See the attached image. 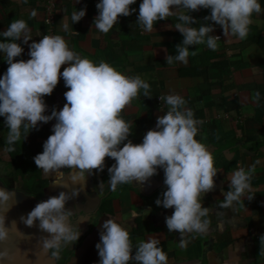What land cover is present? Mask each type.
Wrapping results in <instances>:
<instances>
[{
	"label": "clouds",
	"instance_id": "9594fccd",
	"mask_svg": "<svg viewBox=\"0 0 264 264\" xmlns=\"http://www.w3.org/2000/svg\"><path fill=\"white\" fill-rule=\"evenodd\" d=\"M27 2V0H25ZM136 0H99L93 27L107 34L117 25L121 16H130L136 9ZM201 8L210 14L200 23L191 15ZM262 9L260 0H142L135 21L145 32H152L157 22L174 18L175 23L166 25L178 30L183 39L175 45L176 54L166 56V63L187 64L193 45L206 44L215 51L219 48V35H213L215 25L222 27L223 35L230 39L245 40L253 23V15ZM86 8L74 10L72 23H78ZM37 12L30 13L35 18ZM198 25V26H194ZM63 27L69 30L67 17ZM6 38L0 40V52L8 67L0 77V116L8 129L5 151H16V145L24 140L41 123L55 120L52 134L43 143V151L33 157L34 163L45 176L55 175L54 187L62 189L58 194L39 201L19 223L37 228L40 235L32 250L22 249L20 241H30L31 234L24 233L18 221L8 220V213L18 203L17 191L0 187V264H16V256L23 264H55L64 249L79 241L80 223L74 224V208L69 201L86 190L87 179L105 170L106 160L114 163L107 167L108 186L115 191L119 185H141L164 172V190L156 199L157 206L174 209L165 218L169 232L180 234V246L185 247L190 233H205L210 221L209 208L204 206L203 195L215 188L217 170L213 154L197 139L198 125L194 111L186 107L179 94L159 96L163 102L161 111L166 114L157 118L156 126L146 132L141 143L129 139L133 132L131 122L121 113L143 90L151 97L150 85L140 76H129L105 61L99 63L74 52L61 35H44L39 41L32 40V31L23 18L13 19L7 30L0 32ZM23 44H29L30 58L19 59L24 52ZM67 64V67L61 68ZM61 77L68 89L64 93L66 103L62 109L53 108L46 114L45 97L53 93ZM254 98L259 100L257 91ZM127 141V142H125ZM256 163H259L257 161ZM67 169V173H65ZM255 164L245 169L238 167L230 172L228 190L218 207L233 209L254 199L251 195V179ZM66 177V179H65ZM103 187V181L100 182ZM16 238L14 247H8ZM259 255L264 256V234L260 236ZM155 237L139 240L135 246L129 230L109 217L101 225L100 240L96 244L98 264H168V255ZM237 250L240 246L237 245ZM135 250V251H134ZM35 259H31L29 254Z\"/></svg>",
	"mask_w": 264,
	"mask_h": 264
},
{
	"label": "crops",
	"instance_id": "0c3cea01",
	"mask_svg": "<svg viewBox=\"0 0 264 264\" xmlns=\"http://www.w3.org/2000/svg\"><path fill=\"white\" fill-rule=\"evenodd\" d=\"M47 1H52L55 8L53 35L64 37L74 52L97 63L108 62L117 70L129 76L138 75L149 83L151 97H145L141 90L138 98L121 113L123 119L132 124L129 139L141 143L146 132L156 126L161 113L157 95L179 94L185 99L186 107L194 111L195 118L203 122L198 125L197 139L213 154L218 172L215 188L203 195L204 206L209 208V227L205 233L188 234L187 245L181 247L180 234L169 232L165 222L174 209L155 203L166 190L163 169H158V174L143 185L122 184L112 191L108 186L107 167L114 161L107 159L105 170L89 176L86 190L67 205L74 208L72 222H81V236L78 242L62 251L55 264H98L100 257L95 246L100 240L101 225L109 217L129 230L134 246L139 240L157 238L168 255V264H264V256L259 255V239L264 234V10L253 15L245 40L227 39L222 27L215 25L212 34L221 37L217 50L209 49L206 44L193 45L190 52L197 54L190 55L186 65L180 62L168 65L169 48L175 50L183 36L178 30L166 27L175 23L174 18L157 22L152 32L143 31L135 23L142 0H136L131 6L136 11L130 16H121L107 34L93 27L99 0H0V32L7 30L14 18H23L32 31L29 44L39 41L45 29L43 4ZM260 3L264 9V0ZM84 8L86 15L73 24L72 12ZM33 10L37 12L35 18L30 17ZM209 14L210 9L204 8L191 13L200 23L214 24L203 20ZM65 16L69 30L63 27ZM4 39L0 36V40ZM18 42L24 52L16 59H29V44H23L22 39ZM174 50L172 55L176 54ZM3 57L4 53L0 52V77L8 67ZM67 66L63 65L61 71ZM67 90L61 77L53 93L44 98L48 105L46 114H51L54 107L63 108ZM257 91L259 100L254 98ZM4 119L0 116V187L17 191L18 203L8 213V220H17L19 228L33 236L32 240L20 241L19 245L32 250L39 230L19 223V218L39 201L62 190L54 187L57 177L45 176L33 160L43 151V143L52 134L56 121L39 124L25 140L22 136L15 152L9 153L5 151L8 129ZM253 164L255 173L250 182V194L254 199L242 198L235 210L219 208L223 193L228 190L226 176L238 167L247 169ZM16 243L13 238L7 246L14 247ZM29 255L35 259L31 253ZM16 264H23L19 255Z\"/></svg>",
	"mask_w": 264,
	"mask_h": 264
},
{
	"label": "built area",
	"instance_id": "2783aa9c",
	"mask_svg": "<svg viewBox=\"0 0 264 264\" xmlns=\"http://www.w3.org/2000/svg\"><path fill=\"white\" fill-rule=\"evenodd\" d=\"M43 9L45 11L44 17H43V22L45 24L43 36L44 35H53V33H54V19H55V17H54V10H55L54 3L52 1L45 2L43 4ZM159 96H161V94L156 96V101H157L158 108L161 111V106H162L163 102L159 99ZM166 111H167V109L165 108L164 111H161V115L166 114ZM112 161H114V160H112Z\"/></svg>",
	"mask_w": 264,
	"mask_h": 264
},
{
	"label": "trees",
	"instance_id": "16d2710c",
	"mask_svg": "<svg viewBox=\"0 0 264 264\" xmlns=\"http://www.w3.org/2000/svg\"><path fill=\"white\" fill-rule=\"evenodd\" d=\"M181 41V39L180 40H176V42H180ZM175 45V44H174ZM170 49V55H172L173 54V50H174V48H173V50H172V47L171 48H169ZM175 51V50H174ZM160 116H161V113H160Z\"/></svg>",
	"mask_w": 264,
	"mask_h": 264
}]
</instances>
